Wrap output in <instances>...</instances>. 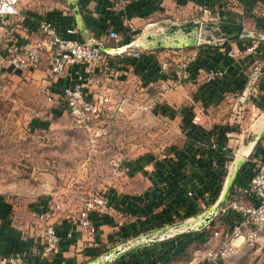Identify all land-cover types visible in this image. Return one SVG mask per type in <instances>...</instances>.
<instances>
[{
  "label": "rangeland",
  "instance_id": "obj_1",
  "mask_svg": "<svg viewBox=\"0 0 264 264\" xmlns=\"http://www.w3.org/2000/svg\"><path fill=\"white\" fill-rule=\"evenodd\" d=\"M160 23L136 27L131 41L163 32ZM204 35L206 39L210 33L205 31ZM146 41L147 45L140 46L141 53L158 55L160 62L168 63V68L188 61L201 46L176 47L178 42L170 47L155 48L147 39L142 38L141 42ZM199 42L204 40L199 39ZM107 45L116 46L117 41L110 40ZM2 54L0 51V57ZM114 61L101 65V70L96 72L101 79L88 84L93 97L100 93L111 97L107 108L88 126L74 121L64 107L58 92L60 85L57 86L47 72L46 57L40 68L31 73L0 66V197L11 204L8 214L26 221L31 219L32 205L41 201L39 209H47L49 217L71 220L93 194L110 198V189L116 185L129 187L126 193H132L131 185L143 183L148 177L147 172L135 176L136 168L148 166L162 170L183 161L177 154L169 157L170 151L185 144L179 120L168 118L161 110L167 92L175 87L168 82L146 85L135 71H115ZM252 102L259 109L246 106L234 110L232 101L226 100L219 113L214 110L209 113L213 116L210 123L218 119L228 130H235L230 136L233 138L229 142L230 159L218 199L228 187L237 161L244 159L247 153L252 154L245 149L264 133V92L254 95ZM254 156L264 157V139ZM200 160V163L187 161L188 166L195 172H204L211 162L207 158ZM202 197L205 202L198 214L168 232L184 231L191 240L182 255L174 258L177 264H264V232L253 244L241 243L213 258L214 253L222 250L218 248L230 230L226 210L222 208L233 196L230 195L223 206L219 205V200L210 203L204 195ZM214 206L211 220L203 223V216ZM195 220L199 221L193 224ZM200 224L203 225L200 227ZM200 231L207 234L204 241L195 240Z\"/></svg>",
  "mask_w": 264,
  "mask_h": 264
},
{
  "label": "crops",
  "instance_id": "obj_2",
  "mask_svg": "<svg viewBox=\"0 0 264 264\" xmlns=\"http://www.w3.org/2000/svg\"><path fill=\"white\" fill-rule=\"evenodd\" d=\"M71 1L73 0H19L20 16L13 19L7 32L0 37V51L5 50L3 46L12 50L13 46L20 47L40 36L35 25L40 17L52 18L61 33L64 28L76 24L78 30L72 37L83 40L89 35L107 34L112 28L117 29L119 34L127 29L132 35L136 27L153 26L162 21H198L204 4H209L215 11L216 23H236L241 20L243 34L227 45L238 47L255 41L258 47L253 52H244L229 61L222 57V48L209 49L207 62L201 64L198 61V65L193 67L190 64L195 56L188 60V77L180 76L175 65L151 74L141 70L139 63L136 64V60L126 50L117 51L131 42L122 33L117 45L107 48L116 55L115 71H135L146 85L168 82L175 87L167 92L161 110L168 118L179 120L185 144L170 151L169 157L177 154L183 161L162 170L148 166L136 168L133 173L135 176H142L147 172L148 177L143 183L131 185L132 193H126L129 187L121 185L111 188L109 199L113 209L108 214L93 215L94 233L79 227L77 216L71 220L49 217V214L44 219L32 215L26 221L18 219L16 215L8 214L11 213V204L5 199L2 201L0 197V251L10 252L20 248L24 252L21 264H177L178 261L174 258H179L182 254H173L177 249L183 248L187 236L184 231L168 232L177 224L198 214L196 212L205 202L198 192L204 178L203 172H195L187 161L196 160L200 163V159L210 160L212 143L217 145L218 142L220 146L225 145L229 149V142L233 140L230 136L235 131L218 123V119L210 123L213 116L209 113L213 110L219 113L226 100L232 101L234 110H242L246 106L259 109L252 100L254 95L260 96L264 92V0H124L121 4H115L112 0H78L75 1L77 14L70 7ZM42 3L46 5H41ZM164 37L167 38L166 35ZM138 42L139 46L148 44L147 41ZM134 45L133 43L132 46ZM198 49L202 50L203 47L197 48V51ZM149 57L152 62H160L158 55L152 54ZM129 59L134 61L126 64ZM212 65L226 70L225 82L206 80L208 67ZM99 70L100 67H96L89 73V83H96L101 79L96 75ZM91 86L94 88L96 85ZM194 116L199 118L198 122H193ZM261 135L245 149L252 154L248 156L246 152V157L237 161L233 174L240 163L257 159L254 153L259 143L263 142ZM182 183L194 188L192 215L186 214L187 210L175 203L170 192L172 184L182 188ZM41 205V201L35 202L31 212L40 211ZM48 223H54L65 230L71 229L72 237L60 243L48 258H43V232Z\"/></svg>",
  "mask_w": 264,
  "mask_h": 264
},
{
  "label": "built area",
  "instance_id": "obj_3",
  "mask_svg": "<svg viewBox=\"0 0 264 264\" xmlns=\"http://www.w3.org/2000/svg\"><path fill=\"white\" fill-rule=\"evenodd\" d=\"M112 1L115 4L124 2V0ZM19 4V0H0V37L7 32L13 19L20 16L21 7ZM201 11L199 22H215V11L209 4H204ZM35 25L38 27L40 36L25 42L20 47L13 46L12 50L4 46L3 49L5 50L0 57V66H8L16 71L31 73L40 68L43 59L46 57L47 72L53 82L57 86L60 85L58 92L64 107L74 121L88 126L92 119L94 120L107 108L111 99L106 93H100L94 95V97L91 95L88 87L89 73L96 67L103 64L107 65L108 62L111 63L115 60L116 55L107 50L105 43L108 40L117 41L120 37L118 30L112 28L107 34L89 35L86 39L80 40L72 37L78 30L76 24L64 28V34L57 30L53 19L49 17H40ZM132 44L133 41L123 45L124 50L132 58L138 59L141 54L140 46L136 41H134V46ZM257 45L255 41L238 47L225 45L224 52L234 60L244 52H253ZM188 62L176 64L178 74L182 77H188ZM158 65L161 71L168 69V63L165 61L158 62ZM225 73L224 68L209 69L206 73V80L211 81L215 78H221ZM163 83L166 84L167 82ZM197 120L199 118L194 116L193 122H197ZM211 147L216 148L217 145L212 143ZM253 162L252 174L245 183L232 187L230 195L233 196V199L228 201L225 207L222 208L223 211H227V209L234 211V222L221 241L218 249L222 250L214 253L213 258L224 255L241 243L253 244L264 232V157L257 158ZM187 194L191 196L192 192L188 191ZM218 200L215 202H218ZM52 209L54 208L52 207ZM111 210L112 204L109 197L105 194H93L84 202L78 212L77 224L90 233H94L93 215L108 214ZM31 214L44 219L47 209L32 211ZM202 220L203 223H207L211 219L204 221L202 218ZM62 236L63 233L54 223L45 225L41 249L43 258H48L56 251L61 243ZM64 237L71 238L72 230L66 229ZM23 259L24 252L20 249L10 252L0 251V264H21Z\"/></svg>",
  "mask_w": 264,
  "mask_h": 264
},
{
  "label": "trees",
  "instance_id": "obj_4",
  "mask_svg": "<svg viewBox=\"0 0 264 264\" xmlns=\"http://www.w3.org/2000/svg\"><path fill=\"white\" fill-rule=\"evenodd\" d=\"M122 30V29H121ZM123 34L127 35V41L130 42L132 40V35L129 33V31L126 29L125 31L122 30ZM106 48L112 47L110 45H107V43L105 44ZM202 50L198 49L195 59L194 61H192V63L190 65H192L193 67L198 65V61H201V64L205 63L208 61L209 56V49H214V50H218L219 48H222L221 54L222 57L225 58L227 61L232 60L231 58H229L225 52V46H205V45H201L198 48H202ZM258 47V46H257ZM150 54L146 53L140 54V57L138 59H134L136 60V64L139 63L138 67L141 68V70L143 69L146 72L149 73H156L158 71H160V67L158 65V63L152 62V59L149 57ZM132 59L127 60V62H131L134 61ZM212 68H223L221 66H210L208 67L209 69ZM224 78H226V73L223 77L221 78H215L213 80H211L210 82H214V81H224ZM225 82V81H224ZM264 134V133H263ZM262 138H264V135H262ZM217 140V139H216ZM217 143V147L216 148H211V157H210V164L207 165V167L204 168V172H203V180L200 183V190L198 191L200 193V195H204L205 198L210 201V203H214L218 197L219 194L222 191V186L224 183V179H225V175L227 172V168H226V163L227 161L230 159L229 153V149H227L225 147V145L220 146V143ZM253 165L254 163H251L250 161H245L239 164V166L237 167L236 172L233 174V177L231 178L230 184H229V190L226 192V194L222 197V199L219 202L220 206H223L225 203V200L228 199V197L231 194V189L234 185L237 184H243L247 181V179L249 178V176L252 174V170H253ZM172 188L170 190V192H172V198L174 199L175 203H177V205L181 206L182 208H184L185 210H187L186 214L189 215V213L191 212V209L194 205V196H193V189L191 190L189 187L186 186V183H182V188L178 187V186H174L173 184L171 185ZM191 191L192 195H188L187 192ZM234 216L235 213L234 211H232L231 209H227L226 211V215L225 217L227 218V221L230 222V229L231 226L233 224V220H234ZM59 230L61 231V233H63V238L61 239V243H63V241L66 239L64 237V232L65 229L60 227ZM185 235L187 236V240L184 243V246L182 249H177V251L173 254V255H178V254H182L183 251L185 250V248L187 247L188 243L191 241L190 239H188V234L185 233ZM207 234L204 231H200L198 232L197 235H195V240H202L204 241L207 237ZM20 249V248H17ZM130 256V254H128ZM210 264V263H207Z\"/></svg>",
  "mask_w": 264,
  "mask_h": 264
},
{
  "label": "water",
  "instance_id": "obj_5",
  "mask_svg": "<svg viewBox=\"0 0 264 264\" xmlns=\"http://www.w3.org/2000/svg\"><path fill=\"white\" fill-rule=\"evenodd\" d=\"M70 7L73 8L74 12L77 14L75 0L71 1ZM160 26L164 28L163 32H157L154 35L149 34L146 36L151 46L155 48L170 47L173 43L177 44L178 42L180 44H177L176 47H187L199 44L205 46H225L230 41L238 40L244 30L240 19L236 23L199 22L195 20H187L181 23L161 22ZM205 31L210 33L206 39H204ZM165 35L169 36L166 40L162 39ZM199 39L204 40V42L200 43ZM117 51H124V47L117 49ZM228 190L229 185L223 191L222 196H224ZM221 199H219V202ZM215 209L214 206L210 209L208 215L203 216L204 221H209L211 219V212L215 211Z\"/></svg>",
  "mask_w": 264,
  "mask_h": 264
},
{
  "label": "bare ground",
  "instance_id": "obj_6",
  "mask_svg": "<svg viewBox=\"0 0 264 264\" xmlns=\"http://www.w3.org/2000/svg\"><path fill=\"white\" fill-rule=\"evenodd\" d=\"M146 36H147V35H146ZM146 36H145V37H142V38L147 39ZM142 38L137 39V42H138L139 40L142 41ZM162 39H163V38H162ZM198 221H199V220H195L193 224L198 223ZM196 226H197V225H196Z\"/></svg>",
  "mask_w": 264,
  "mask_h": 264
}]
</instances>
